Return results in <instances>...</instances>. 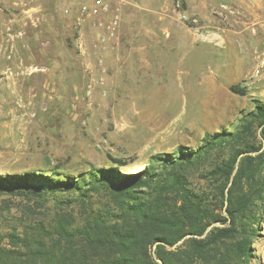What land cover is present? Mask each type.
Listing matches in <instances>:
<instances>
[{
	"label": "rangeland",
	"instance_id": "obj_1",
	"mask_svg": "<svg viewBox=\"0 0 264 264\" xmlns=\"http://www.w3.org/2000/svg\"><path fill=\"white\" fill-rule=\"evenodd\" d=\"M92 1L0 0V177L138 174L154 155L233 132L264 105V0H208L202 11L184 0H103L98 14ZM148 3L165 25L141 24ZM190 181L204 184L197 173ZM26 208L45 212L0 194V232ZM253 228L246 264H264V209Z\"/></svg>",
	"mask_w": 264,
	"mask_h": 264
},
{
	"label": "trees",
	"instance_id": "obj_2",
	"mask_svg": "<svg viewBox=\"0 0 264 264\" xmlns=\"http://www.w3.org/2000/svg\"><path fill=\"white\" fill-rule=\"evenodd\" d=\"M227 148V158L211 160ZM151 162L125 176L90 167L77 175L0 177L1 195L45 210L26 208L18 227L0 232V264L248 263L264 209V105L256 103L233 132L205 134L197 148ZM192 173L204 184L194 186Z\"/></svg>",
	"mask_w": 264,
	"mask_h": 264
},
{
	"label": "crops",
	"instance_id": "obj_3",
	"mask_svg": "<svg viewBox=\"0 0 264 264\" xmlns=\"http://www.w3.org/2000/svg\"><path fill=\"white\" fill-rule=\"evenodd\" d=\"M207 1L208 0H184V2L189 6V8L195 10V11H202V9H207ZM244 4L245 7H249V8H253V6H257L256 3H262V0H244ZM95 4V1H92V5ZM250 4H253V6H250ZM156 4H147V5H143L142 7H139V10H145V11H149L151 13V17L148 18H143L141 24L144 23H149L151 24V26H156V25H165L166 23H162L164 21V17L161 16H157L158 14H156L154 11L161 9V8H157L155 7ZM166 30V29H165ZM149 32V31H148ZM149 40L152 41V36L150 37L149 35ZM141 46V45H140ZM139 52V56H143V50L144 47H139L138 49Z\"/></svg>",
	"mask_w": 264,
	"mask_h": 264
},
{
	"label": "built area",
	"instance_id": "obj_4",
	"mask_svg": "<svg viewBox=\"0 0 264 264\" xmlns=\"http://www.w3.org/2000/svg\"><path fill=\"white\" fill-rule=\"evenodd\" d=\"M108 5L103 0L95 1L93 8L91 9L92 14H98L100 11H107Z\"/></svg>",
	"mask_w": 264,
	"mask_h": 264
}]
</instances>
